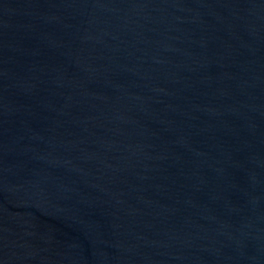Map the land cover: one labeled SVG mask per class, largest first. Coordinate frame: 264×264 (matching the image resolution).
Here are the masks:
<instances>
[{
	"label": "water",
	"instance_id": "95a60500",
	"mask_svg": "<svg viewBox=\"0 0 264 264\" xmlns=\"http://www.w3.org/2000/svg\"><path fill=\"white\" fill-rule=\"evenodd\" d=\"M0 264H264V0H0Z\"/></svg>",
	"mask_w": 264,
	"mask_h": 264
}]
</instances>
